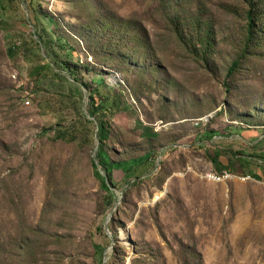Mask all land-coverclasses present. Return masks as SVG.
Returning <instances> with one entry per match:
<instances>
[{
    "label": "rangeland",
    "instance_id": "rangeland-1",
    "mask_svg": "<svg viewBox=\"0 0 264 264\" xmlns=\"http://www.w3.org/2000/svg\"><path fill=\"white\" fill-rule=\"evenodd\" d=\"M9 1L0 264H264V36L227 79L246 4Z\"/></svg>",
    "mask_w": 264,
    "mask_h": 264
},
{
    "label": "trees",
    "instance_id": "trees-1",
    "mask_svg": "<svg viewBox=\"0 0 264 264\" xmlns=\"http://www.w3.org/2000/svg\"><path fill=\"white\" fill-rule=\"evenodd\" d=\"M16 1L19 0H10L9 3H15ZM241 2L245 3L247 6V11H246V37H245V43H244V48L242 51V55L239 60L235 61L231 68L229 69L227 79H229L232 74L240 67L241 62L243 59L247 58L248 56L253 54V50L256 49L259 44V39H262V36H264V0H240ZM41 40L44 42L43 38L41 37ZM46 46V44H45ZM51 56V54H49ZM93 94L91 96L92 100V107H91V116L93 117H100V125H99V139L101 142L105 141L108 138L109 134V120H106L104 115H107L109 109H105L104 106V98H100L99 96V103H96V97ZM264 141L262 140L260 143H257V147H261ZM220 153H216L215 156V162L220 160ZM228 163L232 164V161H229ZM227 165V170L235 173V174H240L242 173L239 170H236V168L233 167V165L230 166ZM97 178L102 180V185L104 188H108V185L103 179L99 172H96ZM254 177L255 179H260L258 175H250Z\"/></svg>",
    "mask_w": 264,
    "mask_h": 264
},
{
    "label": "bare ground",
    "instance_id": "bare-ground-1",
    "mask_svg": "<svg viewBox=\"0 0 264 264\" xmlns=\"http://www.w3.org/2000/svg\"><path fill=\"white\" fill-rule=\"evenodd\" d=\"M212 179L217 180V181H221L223 180V175L221 177H215V176H210Z\"/></svg>",
    "mask_w": 264,
    "mask_h": 264
},
{
    "label": "built area",
    "instance_id": "built-area-1",
    "mask_svg": "<svg viewBox=\"0 0 264 264\" xmlns=\"http://www.w3.org/2000/svg\"><path fill=\"white\" fill-rule=\"evenodd\" d=\"M230 177H232V175L229 173H226L223 175V179L230 178Z\"/></svg>",
    "mask_w": 264,
    "mask_h": 264
}]
</instances>
